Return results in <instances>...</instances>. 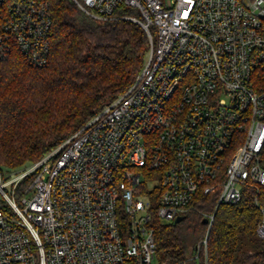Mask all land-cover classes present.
Here are the masks:
<instances>
[{"label": "built area", "instance_id": "1", "mask_svg": "<svg viewBox=\"0 0 264 264\" xmlns=\"http://www.w3.org/2000/svg\"><path fill=\"white\" fill-rule=\"evenodd\" d=\"M72 1L96 21L139 24L148 55L56 149L0 170V264H187L160 258L154 225L201 195L217 209L252 192L264 240V0ZM52 27L48 1L0 0V49L47 66ZM199 213L209 231L216 212ZM207 248L208 234L189 261Z\"/></svg>", "mask_w": 264, "mask_h": 264}, {"label": "trees", "instance_id": "2", "mask_svg": "<svg viewBox=\"0 0 264 264\" xmlns=\"http://www.w3.org/2000/svg\"><path fill=\"white\" fill-rule=\"evenodd\" d=\"M46 1L53 19L48 65L31 64L17 47L0 49V167L11 171L41 160L122 95L148 55V36L139 24L100 22L72 0ZM196 208L177 224L155 222L160 258L196 264L189 258L208 234L203 264H264L252 192L217 209L214 196L201 195ZM199 211L216 212L209 231Z\"/></svg>", "mask_w": 264, "mask_h": 264}, {"label": "rangeland", "instance_id": "3", "mask_svg": "<svg viewBox=\"0 0 264 264\" xmlns=\"http://www.w3.org/2000/svg\"><path fill=\"white\" fill-rule=\"evenodd\" d=\"M20 169H21V168L15 169V170H13V172H18V171H20ZM0 170H1L2 176H3L4 178L11 174V170H7V169H5V168H1V167H0ZM7 191H9V190H7ZM9 192H10V191H9ZM193 248H194V247H193ZM156 263H157V262L155 261L154 264H156Z\"/></svg>", "mask_w": 264, "mask_h": 264}, {"label": "water", "instance_id": "4", "mask_svg": "<svg viewBox=\"0 0 264 264\" xmlns=\"http://www.w3.org/2000/svg\"><path fill=\"white\" fill-rule=\"evenodd\" d=\"M184 219V217H179L175 220V224L179 223L180 221H182ZM205 222L207 223V220H205Z\"/></svg>", "mask_w": 264, "mask_h": 264}]
</instances>
